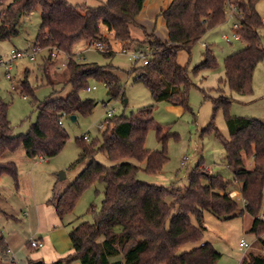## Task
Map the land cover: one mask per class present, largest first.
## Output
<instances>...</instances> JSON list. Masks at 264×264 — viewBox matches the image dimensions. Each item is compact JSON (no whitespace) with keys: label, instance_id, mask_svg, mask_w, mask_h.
<instances>
[{"label":"trees","instance_id":"16d2710c","mask_svg":"<svg viewBox=\"0 0 264 264\" xmlns=\"http://www.w3.org/2000/svg\"><path fill=\"white\" fill-rule=\"evenodd\" d=\"M259 1L170 0L168 7L159 14L167 31V39L161 40L153 30H147L136 21L145 0H104L96 7L73 5L66 0H0V40L18 35L20 17L39 6L40 26L33 48L47 51L48 60L52 59L53 50L63 54L67 61L65 85L70 86L65 97L48 98L41 103L38 119L30 131L15 137L11 136L7 106L0 97V177L9 176L17 186L16 164L2 162L1 158L19 147L28 158L47 159L62 150L69 136L58 121L73 115L88 116L95 107L93 100L80 97L90 80L103 83L111 99L122 94L120 79L110 71L113 66L85 63L73 57L72 48L79 41H86L89 46L97 41L107 43L109 50L113 41H120L127 51L143 52L146 62L136 60L130 69L135 74L134 81L146 86L155 104L165 102L189 111V92L194 83L186 66L179 63L178 55L180 52L190 54L208 31L221 26L228 18L232 20L229 17L232 11L233 19L240 24V41L245 47L224 59V81L238 95L251 94L253 71L264 58L263 40L258 33L263 17L256 12ZM102 26L112 39L110 43L102 33ZM133 26L141 28L142 41L131 39ZM131 45L133 50L129 48ZM205 48V60L194 68L195 72L217 65L208 45ZM111 53L102 54L110 57ZM21 91L25 98L33 93L26 78L21 81ZM207 98L212 101L214 112L223 109L228 137L224 138L213 125L208 128L214 131L222 145L226 164L238 184L243 202L239 214L246 213L252 218L249 232L260 240L264 252V241L260 238L264 233V217L259 214L264 190V122L229 115L228 97ZM152 113V106H149L127 118L114 116L101 140L87 143L78 138L81 153L71 168L85 159L92 160L94 154L101 151L114 162L126 158L145 161L143 171L147 174L160 172L168 160L166 154L144 148L146 135L152 127L160 141L167 138L154 122ZM244 158L252 160L251 170L245 168ZM139 170L132 164L106 168L91 161L63 193L51 200L57 217L63 220L74 210L87 188L96 183L104 185L100 209L97 212L91 209L93 220L70 227L68 237L73 252L51 264H216L220 260L221 255L212 245L201 242L203 214L210 211L218 218L236 215V197L230 195L236 190L231 182L210 174L201 162L188 175L184 190L141 182ZM174 208L176 213L172 214ZM191 217L196 225L191 223ZM188 243L200 244L179 253ZM2 247L5 244L0 233V250ZM28 247L32 248L29 244ZM240 264H264V254L250 253Z\"/></svg>","mask_w":264,"mask_h":264},{"label":"rangeland","instance_id":"374dc122","mask_svg":"<svg viewBox=\"0 0 264 264\" xmlns=\"http://www.w3.org/2000/svg\"><path fill=\"white\" fill-rule=\"evenodd\" d=\"M70 4H84L90 7L101 5L104 0H66ZM256 12L264 17V0L256 4ZM152 18L151 23H154ZM40 26V8L36 6L28 14L20 17L18 22L19 33L16 36L0 40V97L6 104L7 119L10 122L11 136L27 134L39 116V105L48 98L65 97L70 92V86L65 85V72L61 64L64 62L63 54L57 53L56 57L48 60L47 51H34V41ZM232 20L229 18L224 24L208 31L192 48L190 54L180 52L178 61L186 66L194 87L189 92V111L174 107L165 102L155 104L150 91L142 82L134 81L135 74L130 71L134 62L129 60V54L120 53V47L125 45L120 41H113L110 57L91 48L86 41L77 42L73 48V57L85 63H95L99 66L110 65L111 74L118 76L122 85V94L111 99L107 96V89L103 83L89 81V88L80 92L82 100L89 99L95 102L92 113L88 116H77L73 122L68 117L62 119V125L69 139L62 150L54 157L43 159L27 158L22 147L14 153H6L2 162L11 161L17 166V186L7 175L0 177V231L4 238L10 241L11 250L15 253L14 262H10L11 253H6L5 247L0 250V264H35L43 260H35L36 253L42 249L28 247L31 238L37 237V216L35 204H43L52 195H59L66 190L82 170L94 161L106 168H111L121 163L132 164L139 167L138 180L149 185H156L170 189L172 187L184 190L188 185V175L201 162L212 175H219L224 180L231 182L233 189L238 191V184L234 182L232 170L226 164L225 151L209 125H213L224 137H228V130L224 120V112L219 108L213 111V103L207 97L225 96L230 99L229 115L233 117L255 118L264 122V58L260 61L252 75V92L249 95H238L231 91L224 81V59L245 47L242 41L226 43L223 34L231 32ZM103 35L108 37L104 26L101 28ZM165 26L156 31L162 36ZM264 40V21L258 30ZM131 39L143 40L140 27L130 28ZM164 37V36H162ZM159 37L160 39H164ZM107 44V43H106ZM208 45L215 60L216 67L194 68L205 60ZM108 45V44H107ZM109 47V46H108ZM131 50L134 46L129 47ZM11 51L21 52L23 57L12 58ZM107 53V52H106ZM105 53V54H106ZM142 62V61H140ZM140 62L138 64H140ZM26 78L33 93L24 98L21 91V81ZM219 89V92L216 90ZM56 92V94H54ZM205 92V94H203ZM54 94V95H53ZM152 106L154 122L163 129L167 138L160 141L155 129H149L144 148L150 151H162L168 160L161 171L156 174H147L143 171L145 161L126 158L118 162L111 161L105 152H96L93 159H85L71 165L77 160L81 148L77 139L89 135L87 143L101 140L107 125L106 112L113 111V116L130 117L140 109ZM111 119V118H110ZM110 122V121H109ZM102 124V129L97 127ZM244 166L251 170L253 162L244 158ZM65 178L61 179L60 174ZM104 185L96 183L87 188L79 198L74 210L64 217L67 236L70 227H75L81 222H91L95 212L100 209L103 199ZM235 194V193H234ZM47 197V198H46ZM237 212L235 216L218 218L210 211L203 214V230L201 242L208 243L221 255L216 264H240L243 257L252 253L263 255V245L258 238L249 232L252 218L244 213L239 214L243 207L241 197H236ZM168 202H171L168 200ZM48 207V204L46 203ZM92 209V210H93ZM11 214L14 218L8 220L4 213ZM176 213V208L172 214ZM26 214V216H25ZM260 217H264V190L260 210ZM191 223L196 225V220L191 217ZM169 225V223H168ZM264 241V233L260 237ZM243 239L249 247L245 250L239 248V241ZM200 243H188L179 249V253L188 252ZM63 257V256H62Z\"/></svg>","mask_w":264,"mask_h":264},{"label":"crops","instance_id":"0c3cea01","mask_svg":"<svg viewBox=\"0 0 264 264\" xmlns=\"http://www.w3.org/2000/svg\"><path fill=\"white\" fill-rule=\"evenodd\" d=\"M169 3L170 0H145L142 11L136 19L140 26H144L147 30H153L158 38L164 36L162 37L164 39L161 40L167 39V31L165 32L163 30V32H161L162 36L156 31V29L161 30L163 26H165V22L159 14L168 7ZM152 18H155L154 23H151ZM59 195H52V197L46 199L45 203L43 204H35L37 216V230L35 233L37 237H33L31 239L37 240L42 244L41 247H39L42 249V251L36 253L35 260H43V262H46V264H51L59 258H62V256L64 257L73 252L70 239L67 236V231L65 229L68 224L65 226L64 219L60 220L57 217L55 209L51 204V200ZM232 195L235 197H240V193L237 190L233 191ZM46 203L48 204V207L46 206ZM0 212H2L1 209ZM4 215L9 218L8 220L14 218L11 214L9 215L4 213ZM0 233L4 239L6 253H11V257L14 256L13 261L10 260V262L13 263L15 260V253L10 248L11 243L4 238V235L1 231ZM73 264L79 263L74 262Z\"/></svg>","mask_w":264,"mask_h":264},{"label":"built area","instance_id":"2783aa9c","mask_svg":"<svg viewBox=\"0 0 264 264\" xmlns=\"http://www.w3.org/2000/svg\"><path fill=\"white\" fill-rule=\"evenodd\" d=\"M229 17L232 19L231 32H230L229 35L223 34L222 35V39L226 43H231L232 41H240V24L237 23L233 19L232 11H230ZM263 21H264V18H262V22ZM262 40H263V38H262ZM263 45H264V40H263ZM202 46L206 47L207 44H203ZM90 47L95 49V50H97V51H99V52H101V53H106V52L108 53L109 52L108 51L109 50L108 45L106 43H103V42H99V41L94 42V43H92L90 45ZM33 50L36 52V51H39L40 49H33ZM119 50H120V53H122V54H129V60H131L133 62L136 61V60L142 61V63L146 62V56L141 51L130 52V51H127L123 47H120ZM56 55H57V52L55 50H53L52 53H51V57H56ZM11 56H12V58H20V57H23V54L21 52L11 51ZM66 63H67V61L65 59L64 62L61 64V67L65 68ZM91 89L94 90L95 87H92V88L87 87L86 88L87 91H90ZM112 116H113V111H107L106 112V121H105L106 124H108V122H109L110 118H112ZM58 123L62 124V122L60 120L58 121ZM102 127H103L102 124H100L97 128L99 130H101ZM81 138H82V140L88 141L89 140V135L88 134L84 135ZM230 195L233 196L232 194H230ZM29 244H30V246L32 248H39L42 245L40 242H38L37 240H34V239H31ZM239 247L244 250V249L248 248L249 245L243 239H241L239 241ZM13 258H14V256H12L10 260L13 261Z\"/></svg>","mask_w":264,"mask_h":264},{"label":"water","instance_id":"95a60500","mask_svg":"<svg viewBox=\"0 0 264 264\" xmlns=\"http://www.w3.org/2000/svg\"><path fill=\"white\" fill-rule=\"evenodd\" d=\"M70 120L74 122V121L76 120V116H74V115H73V116H70ZM60 176H61V177H60L61 179H64L65 174L62 173V174H60ZM35 264H42V262H37V263H35Z\"/></svg>","mask_w":264,"mask_h":264}]
</instances>
